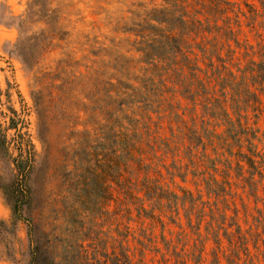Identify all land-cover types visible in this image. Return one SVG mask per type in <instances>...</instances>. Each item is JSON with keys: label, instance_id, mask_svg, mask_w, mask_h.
<instances>
[{"label": "rangeland", "instance_id": "rangeland-1", "mask_svg": "<svg viewBox=\"0 0 264 264\" xmlns=\"http://www.w3.org/2000/svg\"><path fill=\"white\" fill-rule=\"evenodd\" d=\"M231 1L244 10L248 9L245 4L248 2L264 11L260 0ZM165 6L169 5L163 0H0V128L8 129L17 123L35 145L36 168L31 185L36 189V207L50 223L55 215L48 206V197L57 196L61 190L69 194L62 180L69 177L70 171H75L74 161L86 157L87 135L95 154L93 166L102 157L99 153L103 151L106 118L100 107L105 96L104 81L116 83L122 79L139 86V78L144 76L147 65L139 61L140 53L136 50L139 38L131 28L135 22L144 20L152 8ZM241 23L240 41L254 46V52L248 56H244L243 47L237 49L238 58L234 62L244 66L250 58H260L264 17L257 18L254 28L247 25L244 16ZM122 57L132 60L125 74L116 68L117 59ZM233 69L237 68L233 66ZM40 93L45 95L48 104L53 143L50 153L41 140L47 136L48 125L35 101ZM261 97L264 100L263 94ZM176 101L182 107L188 104L180 93ZM261 107L259 116L249 108L248 117L243 121L252 130H258L253 141L257 151L264 153V103ZM197 112L198 119L199 107ZM186 117L191 125L190 116ZM199 124L200 121L198 127ZM210 129L226 136L225 124H214ZM8 134L19 138L15 128L8 129ZM15 145H11L14 156L18 153ZM241 149L247 151L246 143ZM203 150L194 148L192 155L197 161L192 165L186 145H181L176 155L166 154L157 166L162 172L160 185L169 193V199L163 200L161 209L153 200L145 199L144 206L147 212L154 207L163 225L146 216L139 217L136 205H127L130 214L119 213L120 204L116 199L119 194L115 182L110 180L112 199L107 212L102 216L85 212L83 226L76 234L71 233V225L62 223L61 229L69 228L64 236H76L83 245V257L87 256L94 264H111L121 250L130 255L132 264H264V177H254L257 189L252 191L246 180L248 165L242 162L246 172L239 176L236 157L229 154L220 140L216 139L215 146L207 149L209 157L202 156ZM109 153L112 155L111 150ZM228 159L232 161L230 168ZM214 162L217 171L213 169ZM194 171L198 176H194ZM212 175L217 180L215 188L224 185L226 193L217 195L209 191L206 180ZM16 177L15 165L6 155H0V221H6L0 224V264H27L30 259L27 205L19 204L22 219L13 217L16 194L12 184ZM226 180L230 185L224 183ZM93 192L97 193V188ZM138 195L145 198L143 192ZM191 195L197 199V207L192 210L193 225L199 220L202 201L209 203L205 206L201 235L188 222ZM169 202H173L172 208L168 207ZM209 207L216 209L214 233L207 231L211 221ZM218 208L227 214V236L218 226L222 217ZM234 220L237 224L230 225ZM123 225L129 226L127 237L120 235V231L126 232ZM237 225L241 237L236 231ZM214 234L221 238L220 244Z\"/></svg>", "mask_w": 264, "mask_h": 264}, {"label": "trees", "instance_id": "trees-1", "mask_svg": "<svg viewBox=\"0 0 264 264\" xmlns=\"http://www.w3.org/2000/svg\"><path fill=\"white\" fill-rule=\"evenodd\" d=\"M163 1L169 6L152 8L144 20L135 22L131 28L139 38L136 41L139 61L147 65L144 76L139 78L140 85L135 86L122 79L116 83L104 81L105 96L100 107L106 118L101 143L103 151L99 153L102 157L96 167L93 166L95 154L87 135L86 157L74 161L75 171H70L69 177L62 180L64 190L69 194H63L61 190L57 196L48 197V206L55 215L53 222L47 221L42 210L36 207V189L31 185V175L36 168L37 152L27 137L29 134L22 132L17 123L8 129L15 128L19 138L9 137L8 129L0 128V155H6L17 170L12 184L16 194L12 208L14 219H22V206L19 204H26L28 208L30 259L27 264H94L87 256L83 257V245L77 237L72 234L64 236L69 228L61 229V226L62 223L71 225V233L76 234L83 226L85 212L104 215L112 199L110 180L115 182L119 194L116 198L120 204L119 213L130 214L131 209L127 205H136L139 217L146 216L163 225L162 218L154 213V207L147 212L144 201L153 200L161 209L163 200L169 199V193L160 185L162 172L157 166L166 154L176 155L181 145H186L190 164L195 165L194 148L202 147V156L207 158V149L214 147L218 139L222 146L228 148L229 154L236 157L239 176L246 172L242 162L248 165L246 180L252 191L257 189L254 177H264V153L257 151L253 141L258 130H252L243 121L248 117L246 112L249 108L255 111L256 116L263 111L264 44L259 46V59L250 58L244 66L234 62L238 58V48L245 49L244 56L254 52L253 45L240 41L241 16L246 17L247 25L254 28L257 18L264 17V11L260 12L248 2L245 3L248 9L244 10L231 0ZM260 2L264 7V0ZM131 61L123 57L117 59L116 68L125 74L131 67ZM233 66L237 69L234 70ZM134 78L138 79V76ZM177 93L188 101L187 106L182 107L176 101ZM35 101L48 125L47 136L41 140L50 153L53 143L45 95L40 93ZM198 107L201 116L197 119ZM186 116H190L191 125ZM198 121L200 127L197 126ZM214 124H225L226 136L211 130ZM245 143L247 151L241 149ZM12 144H16L18 151L15 156L11 152ZM235 146L237 150H233ZM227 162L230 168L232 161L228 159ZM213 169L218 170L215 162ZM193 174L198 176L195 171ZM180 175L186 180L183 174ZM213 177L206 180L209 191L217 195L226 193L224 185L215 188L217 180ZM224 183L230 185L227 180ZM94 187L97 193L93 192ZM139 192H143L145 198L139 196ZM192 197L189 199L191 211L188 222L201 235L200 226L206 215L205 206L209 203L202 201L204 206L198 214L199 220L193 225L192 210L197 207V199ZM168 207L172 208L173 202H169ZM209 208L211 221L207 231L214 233L212 223L216 209ZM218 210L222 215L218 226L227 236V214ZM176 212L179 213L178 208ZM5 223V220L0 221V224ZM233 224L237 222L230 223ZM123 226L126 232L120 231V235L127 237L129 226ZM236 231L241 237L239 225ZM214 236L220 244L221 238L217 234ZM111 264H132V259L126 250H121L112 258Z\"/></svg>", "mask_w": 264, "mask_h": 264}]
</instances>
